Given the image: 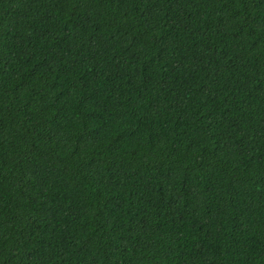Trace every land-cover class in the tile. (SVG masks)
Masks as SVG:
<instances>
[{
  "label": "trees",
  "instance_id": "1",
  "mask_svg": "<svg viewBox=\"0 0 264 264\" xmlns=\"http://www.w3.org/2000/svg\"><path fill=\"white\" fill-rule=\"evenodd\" d=\"M0 264H264V0H0Z\"/></svg>",
  "mask_w": 264,
  "mask_h": 264
}]
</instances>
